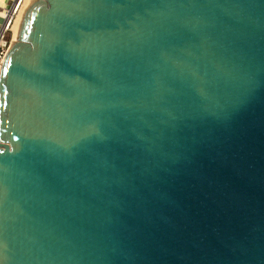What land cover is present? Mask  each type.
I'll list each match as a JSON object with an SVG mask.
<instances>
[{"label":"water","instance_id":"water-1","mask_svg":"<svg viewBox=\"0 0 264 264\" xmlns=\"http://www.w3.org/2000/svg\"><path fill=\"white\" fill-rule=\"evenodd\" d=\"M0 264H264V0H35L1 67Z\"/></svg>","mask_w":264,"mask_h":264},{"label":"built area","instance_id":"built-area-1","mask_svg":"<svg viewBox=\"0 0 264 264\" xmlns=\"http://www.w3.org/2000/svg\"><path fill=\"white\" fill-rule=\"evenodd\" d=\"M12 23V16L10 9L6 13V23L3 25L2 30L0 31V77H1V67L5 59V55L12 46L13 39L7 37V31L10 29V24Z\"/></svg>","mask_w":264,"mask_h":264},{"label":"rangeland","instance_id":"rangeland-1","mask_svg":"<svg viewBox=\"0 0 264 264\" xmlns=\"http://www.w3.org/2000/svg\"><path fill=\"white\" fill-rule=\"evenodd\" d=\"M35 0H26V2L22 5V10L24 9V11L25 10H27L29 7H30V5L31 4H33V2H34ZM20 2V0H16L13 4H12V6H11V8H10V12H11V16H12V23L10 24V29H9V32L7 33V37L9 38V39H13V42L15 41L14 40V37H13V34H14V32H13V23H14V21L17 19V17H18V15H19V13H20V11H18V12H15V9L17 8V5H16V3L18 4ZM15 5H16V7H15ZM14 10V11H13Z\"/></svg>","mask_w":264,"mask_h":264},{"label":"bare ground","instance_id":"bare-ground-1","mask_svg":"<svg viewBox=\"0 0 264 264\" xmlns=\"http://www.w3.org/2000/svg\"><path fill=\"white\" fill-rule=\"evenodd\" d=\"M25 2H26V0H20V2L18 4L16 3L17 8L15 9V12L20 11V13H19L17 19L14 21L13 26H12L13 27V32H14V34H13L14 40L18 39L19 30H20V22H21L24 14L26 12V10L25 11H24V9L22 10V5ZM16 5H15V7H16Z\"/></svg>","mask_w":264,"mask_h":264},{"label":"crops","instance_id":"crops-1","mask_svg":"<svg viewBox=\"0 0 264 264\" xmlns=\"http://www.w3.org/2000/svg\"><path fill=\"white\" fill-rule=\"evenodd\" d=\"M16 0H0V31L6 23V13ZM9 30L7 31V33Z\"/></svg>","mask_w":264,"mask_h":264}]
</instances>
